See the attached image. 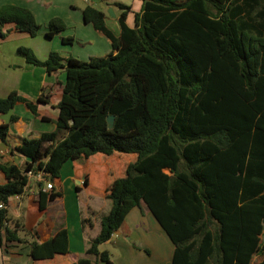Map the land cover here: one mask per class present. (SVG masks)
<instances>
[{
	"label": "trees",
	"instance_id": "16d2710c",
	"mask_svg": "<svg viewBox=\"0 0 264 264\" xmlns=\"http://www.w3.org/2000/svg\"><path fill=\"white\" fill-rule=\"evenodd\" d=\"M139 1L133 26L127 23L132 7L115 4L118 37L106 12L83 10L86 23L111 40L109 55L84 61L53 51L42 61L29 48L17 50L49 73L65 69L66 81L56 131L23 140L17 151L30 160L23 169L0 165L7 180L0 202L9 206L13 196L26 194V172H47L53 182L71 160L87 192L112 201L86 252L95 264H115L100 246L143 205L175 244L173 264H264V0ZM7 24L31 36L41 31L33 12L21 6H0L2 39ZM66 28L53 18L47 36ZM17 102L38 115V105L16 92L0 98V113ZM9 129L0 125V141ZM40 187L45 210L62 194ZM22 231L25 224L9 208L0 211L4 253L26 242ZM62 240L65 232L30 241V256L45 264ZM256 255L261 260L254 263ZM78 264L94 263L84 258Z\"/></svg>",
	"mask_w": 264,
	"mask_h": 264
},
{
	"label": "crops",
	"instance_id": "0c3cea01",
	"mask_svg": "<svg viewBox=\"0 0 264 264\" xmlns=\"http://www.w3.org/2000/svg\"><path fill=\"white\" fill-rule=\"evenodd\" d=\"M98 2H100L98 5H105L98 9H102L107 14L112 9L115 13V17L108 14L106 24L114 35L120 36L121 11L118 12V6L115 5L120 2L114 1L111 4L105 1ZM4 5L21 6L31 10L42 28L37 36H31L28 32L17 30L14 24H7L5 31L9 34L5 39L0 38V98H7L11 93L16 92L38 105V115H35L26 103L17 102L12 108L8 137L5 141H0V165L14 164L23 169L30 160L19 153L17 147L26 138L39 139L44 133L54 132L57 129L58 105L66 81V70L60 69L55 73H49L42 66L28 63L25 58L17 54V50L20 47L29 48L40 60L45 61L53 51L59 52L64 58L74 56L80 59L81 54L75 51L79 46L77 41L84 43L89 40V37L93 38L91 39L93 52L99 57L112 53L113 46L108 37L97 32L84 19L83 10L87 6L96 8L98 6L93 0L89 2L86 0H0V6ZM128 6L132 7V12L129 13L127 23L133 26L135 13L140 12L142 2L134 0ZM53 18H61L66 23L67 30L50 38L47 36V26ZM71 34L76 39L73 46L65 44L62 40L64 37H70ZM103 41L104 44L102 43L103 46L100 47L98 44L101 43L98 42ZM102 54L105 55L101 56ZM40 98H43L42 102H38ZM4 114L6 113H0V125L6 123L2 119ZM13 117L16 119L13 120ZM64 136V134L61 135L60 139ZM74 167V162L71 160L63 165L60 178L52 182L56 192L62 195L49 202L45 210L40 208L41 187L36 179L30 181L29 188L20 201L10 199L9 212L15 218H22V204L27 195L35 196L41 211L48 214L53 210L51 216L53 218L46 224L43 235L39 236V243L48 241L59 232L66 233V242L62 240V245L59 243V253L45 264H78V261L84 258H89L94 264L96 263V258L88 256L86 252L90 242L98 236L101 229V220L93 219V214L99 216L93 209L105 208V205L92 207L88 204L92 217V215H86L84 211L88 201L83 204L81 199L105 198L90 195L78 179L80 167L77 169ZM166 172L170 173L168 170ZM6 182V176L0 170V184ZM44 186L43 184V188ZM56 203L63 208L56 206ZM111 208L112 205L108 206V213ZM61 218L64 221L63 224ZM84 220L87 223L85 225ZM27 231L31 233V230ZM29 239L27 238L25 243L11 246L9 253H4L0 247V264H37L30 256ZM103 245H113L118 250L119 258H115L108 250L115 264H173L176 250L175 244L146 205L142 208H134L128 214L123 226Z\"/></svg>",
	"mask_w": 264,
	"mask_h": 264
},
{
	"label": "rangeland",
	"instance_id": "374dc122",
	"mask_svg": "<svg viewBox=\"0 0 264 264\" xmlns=\"http://www.w3.org/2000/svg\"><path fill=\"white\" fill-rule=\"evenodd\" d=\"M93 1H94V4H97V5L100 3V2H98L99 0H93ZM114 1L130 5L134 0H105V3L111 4ZM82 5H83V3H82ZM103 6H105V5L104 4L103 5L100 4V5L97 6V8L98 7L99 8H103ZM117 11L119 12L121 10L117 7ZM47 29L49 30V26H47ZM66 30H67V28H66ZM41 31H42V28H41ZM70 37L74 38V43H75L76 39H75L74 35L71 34ZM91 39H93V38L89 37L90 41L88 40V41H86L84 43H81V42L77 41V44L79 46H78V48L75 49V51L77 53L81 54V58H80L81 60L90 61L92 58L99 57L97 54H95L93 52L94 47L92 46V43H91L92 40ZM98 43H101V44H98V45H100V47H102L103 44H104V41L103 42H98ZM67 45H72L73 46V44H67ZM103 55H105V54H102L101 56H103ZM87 201H88V203H87L86 207H84V211H85L86 215H90V216L92 215V211L90 212V209L88 210V204H89V206H92V207H94V205H100V204H104L105 205V208L100 207V209H97V210L93 209V211L97 212L99 214V216H95L96 214H93L94 217H93V215H92V217H93L94 220H96V218L99 219V221L101 220L103 215H106L108 213V206L112 205V201L111 200H107V199H99V198L89 199L88 197L86 199H84V198L81 199V202L83 204H86ZM58 204L59 203H56L55 205L59 206L60 208H63L62 205H60V204L58 205ZM52 211L53 210H51L48 214L45 211H41L40 208H39V204L36 201L35 196L34 195H27L24 198V201H23V204H22V212H21V217L22 218H21V220L25 224L27 230L28 229L31 230V233H28L27 231H22V232H20L21 238H23L25 240H27V238H30L29 239L30 241H33V240L39 241V236L43 235L44 230L46 228V224L48 222H50L51 218H53V217H51L52 216ZM61 223L62 224L64 223L62 218H61ZM88 226H89V223H88ZM262 241L264 243V235L262 237ZM23 243H25V242H23ZM100 249L101 250H106V249L110 250L115 258H119L118 250L116 248H114L113 245H107V246L106 245H101ZM111 259H113L112 256H111ZM260 260H261V256L260 255H256L255 258H254V263H257ZM101 264H105V263L101 262Z\"/></svg>",
	"mask_w": 264,
	"mask_h": 264
},
{
	"label": "built area",
	"instance_id": "2783aa9c",
	"mask_svg": "<svg viewBox=\"0 0 264 264\" xmlns=\"http://www.w3.org/2000/svg\"><path fill=\"white\" fill-rule=\"evenodd\" d=\"M86 1L89 2L90 0H86ZM26 175L29 179V183H30V181L36 179L40 184H44L45 186H44L43 190L45 192H49L54 188V184L47 180V176H48L47 172H44V171L35 172L33 170H30V171L26 172ZM29 183L26 187V192L29 188V185H30ZM22 197H23V195H16V196H13L12 198L20 201L22 199ZM6 208H9V206L4 202H0V211L3 209H6Z\"/></svg>",
	"mask_w": 264,
	"mask_h": 264
},
{
	"label": "water",
	"instance_id": "95a60500",
	"mask_svg": "<svg viewBox=\"0 0 264 264\" xmlns=\"http://www.w3.org/2000/svg\"><path fill=\"white\" fill-rule=\"evenodd\" d=\"M108 14L112 17H115V13L113 12L112 9L108 11ZM12 113H13V110L11 109L8 113L2 116V119L5 120L6 123H10ZM114 123H115V116H110L108 119V124H109L110 129L114 127Z\"/></svg>",
	"mask_w": 264,
	"mask_h": 264
}]
</instances>
